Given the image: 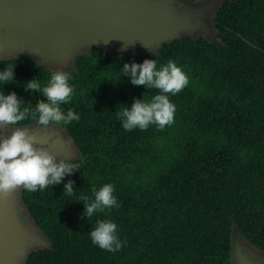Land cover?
Listing matches in <instances>:
<instances>
[{
    "label": "trees",
    "instance_id": "trees-1",
    "mask_svg": "<svg viewBox=\"0 0 264 264\" xmlns=\"http://www.w3.org/2000/svg\"><path fill=\"white\" fill-rule=\"evenodd\" d=\"M212 24L220 43L183 36L150 57L99 48L76 57V70L67 71L74 92L60 107L80 119L60 125L82 164L58 185L22 190L50 242L30 252L26 264H230L234 226L264 250V0H224ZM145 59L157 68L173 60L189 82L168 94L176 108L171 125L129 132L117 112L142 96L150 102L159 90L133 85L120 69ZM14 64V82L0 91L33 107L45 100L25 83L36 77L44 86L54 70L12 57L0 61V71ZM33 122L29 115L16 126ZM68 181L72 196L63 194ZM108 183L119 207L82 219L80 198H94L93 188ZM98 219L117 224L119 251L91 242Z\"/></svg>",
    "mask_w": 264,
    "mask_h": 264
},
{
    "label": "water",
    "instance_id": "water-1",
    "mask_svg": "<svg viewBox=\"0 0 264 264\" xmlns=\"http://www.w3.org/2000/svg\"><path fill=\"white\" fill-rule=\"evenodd\" d=\"M224 0H0V61L32 59L51 70H76V57L94 48L110 54H159L164 43L202 36L220 43L212 17ZM126 47V48H125ZM33 53V54H32ZM35 132V147L60 162L80 152L60 124L21 126ZM0 128V136L11 135ZM23 188L0 194V264H26L30 252L50 247L22 199ZM230 264H264V250L231 233Z\"/></svg>",
    "mask_w": 264,
    "mask_h": 264
},
{
    "label": "clouds",
    "instance_id": "clouds-1",
    "mask_svg": "<svg viewBox=\"0 0 264 264\" xmlns=\"http://www.w3.org/2000/svg\"><path fill=\"white\" fill-rule=\"evenodd\" d=\"M126 48V47H125ZM33 54V53H32ZM14 65L0 71V85L13 83ZM126 77H130L135 86L157 89L159 94L154 95L150 102L142 99L134 100L131 108L123 106L117 116L122 122V127L131 132L133 129L146 130L149 125H157L160 130L174 122L175 105L170 101L168 94L179 93L188 84V77L173 60L157 68L155 59H145L141 64H124L120 69ZM71 73L56 70L51 73L50 79L44 86L36 77L25 83V91L39 92L45 100L37 101L33 107L31 102L21 101L15 93L5 95L0 91V128L11 127L10 136H0V194L7 196L18 188L29 192L44 190L52 185H58L63 177L70 175L81 168L82 158L76 161L61 159L55 162V157L44 147H35L36 134L29 133L26 128L15 127L21 121L31 116L38 126L46 127L50 124H69L79 121L80 117L72 109L67 113L62 111L60 105L67 104L74 92L69 85ZM21 104H28L21 110ZM93 197L83 196L80 199L84 211L82 219H91L94 213L103 212L105 209L119 207L113 195L112 184H104L99 189L93 188ZM63 194L74 195L72 181L64 184ZM117 224L110 220H96L95 226L90 230L91 242L102 250L117 252L122 248V242L117 237Z\"/></svg>",
    "mask_w": 264,
    "mask_h": 264
}]
</instances>
